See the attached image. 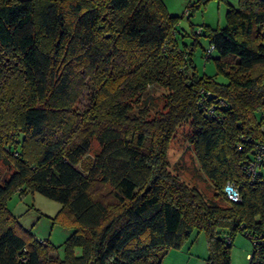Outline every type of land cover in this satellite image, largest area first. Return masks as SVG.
<instances>
[{
    "label": "trees",
    "instance_id": "1",
    "mask_svg": "<svg viewBox=\"0 0 264 264\" xmlns=\"http://www.w3.org/2000/svg\"><path fill=\"white\" fill-rule=\"evenodd\" d=\"M178 18L163 0H0V264H160L195 230L205 264H231L237 232L264 229V160L247 169L264 144V0L200 27L214 75L197 72V33L177 36ZM184 122L212 197L169 169ZM34 192L60 203L61 258L6 205Z\"/></svg>",
    "mask_w": 264,
    "mask_h": 264
},
{
    "label": "rangeland",
    "instance_id": "2",
    "mask_svg": "<svg viewBox=\"0 0 264 264\" xmlns=\"http://www.w3.org/2000/svg\"><path fill=\"white\" fill-rule=\"evenodd\" d=\"M168 12L178 16L176 23L177 36L181 37L182 33L193 31L198 39V44L195 46L192 53V61L197 72L205 75H214L215 66L211 59H205L204 53L209 45V41L203 33L198 35L200 27L205 28L206 25L221 27L224 25L225 12L231 5L235 6L237 0H163ZM187 11L189 17H187ZM192 32V31H191ZM184 40L190 41L191 36L186 35ZM216 55L215 51L211 52V58ZM218 79L224 78L218 76ZM153 93V102L157 104L151 107L150 114L162 109V97L165 90L162 87H154L150 89ZM88 91L85 90L80 97L77 106H83L87 98ZM192 127L189 122H184L178 126L173 138L168 146L169 169L177 174L181 179L189 184H195L206 197H212L213 186L204 178V175L199 171V165L193 147L190 142V133ZM95 142L93 146H95ZM88 156L84 158V162L91 158L93 151L89 150ZM83 162V163H84ZM7 165L0 162V178L9 174ZM10 212L15 215L19 222L26 228H29L37 237L36 239L47 240L50 243L58 246L57 253L63 257V248L61 243L68 236L69 230L64 229L58 224H53L51 218L54 213L59 210L60 203L51 198H48L38 192L26 193L23 196L12 195L6 202ZM60 245V246H59ZM74 253L79 255L81 248L76 246ZM176 249H172L162 257L164 263L170 264H205L207 249L203 232L192 231L188 240L181 247V252L175 254ZM251 251V241L245 235L244 231L237 232L233 238L230 250L231 264H248L247 254ZM177 255V256H176ZM162 261L160 262V264Z\"/></svg>",
    "mask_w": 264,
    "mask_h": 264
},
{
    "label": "built area",
    "instance_id": "3",
    "mask_svg": "<svg viewBox=\"0 0 264 264\" xmlns=\"http://www.w3.org/2000/svg\"><path fill=\"white\" fill-rule=\"evenodd\" d=\"M211 48V47H210ZM258 149L256 159L254 161H250L248 166V173L253 176L255 174V169L257 167V163L259 164L260 160H264V144L258 145L256 147ZM262 158V159H260ZM223 193L230 202H238L240 200V195L237 187L232 182H226L223 187ZM251 238V251L247 254L248 261L251 264H264V229H262L259 233L250 235Z\"/></svg>",
    "mask_w": 264,
    "mask_h": 264
},
{
    "label": "crops",
    "instance_id": "4",
    "mask_svg": "<svg viewBox=\"0 0 264 264\" xmlns=\"http://www.w3.org/2000/svg\"><path fill=\"white\" fill-rule=\"evenodd\" d=\"M180 250H181V248H180V249H176V251H174V252H175V253H174V256H175V254H178L177 252H181ZM171 251H172V249H170V250L168 251V253L171 252ZM168 253H167V255H168ZM176 256H177V255H176ZM161 261H162L161 264H167V263H164V259L161 260ZM168 264H170V263H168Z\"/></svg>",
    "mask_w": 264,
    "mask_h": 264
},
{
    "label": "water",
    "instance_id": "5",
    "mask_svg": "<svg viewBox=\"0 0 264 264\" xmlns=\"http://www.w3.org/2000/svg\"><path fill=\"white\" fill-rule=\"evenodd\" d=\"M92 264V263H91Z\"/></svg>",
    "mask_w": 264,
    "mask_h": 264
}]
</instances>
